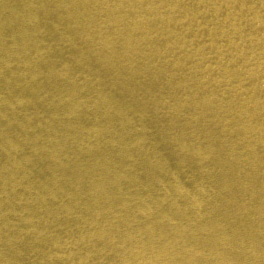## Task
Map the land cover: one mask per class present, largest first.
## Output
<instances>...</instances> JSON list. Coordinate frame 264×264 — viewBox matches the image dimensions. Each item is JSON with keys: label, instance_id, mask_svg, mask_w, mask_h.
I'll use <instances>...</instances> for the list:
<instances>
[{"label": "bare ground", "instance_id": "obj_1", "mask_svg": "<svg viewBox=\"0 0 264 264\" xmlns=\"http://www.w3.org/2000/svg\"><path fill=\"white\" fill-rule=\"evenodd\" d=\"M0 264H264V0H0Z\"/></svg>", "mask_w": 264, "mask_h": 264}]
</instances>
